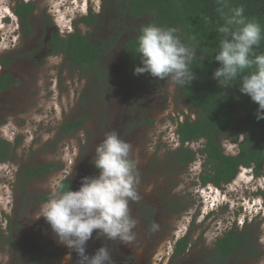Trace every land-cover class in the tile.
Here are the masks:
<instances>
[{"label": "rangeland", "instance_id": "rangeland-1", "mask_svg": "<svg viewBox=\"0 0 264 264\" xmlns=\"http://www.w3.org/2000/svg\"><path fill=\"white\" fill-rule=\"evenodd\" d=\"M27 1L0 0V76L19 82L0 93V139L15 146L0 163V229L14 242L0 244V264H76L77 253L65 262L70 250L43 218L33 216L48 198L51 178L73 169L68 179L76 191L83 177L99 174L92 163L95 148L113 131L133 146L131 156L138 161L141 199L130 202L136 238L125 245L97 238L94 231L88 255L105 246L111 264H215V242L238 229L249 242L225 264H264V169L259 178L241 169L230 184L216 188L199 181L202 156L186 166L175 164L177 126L196 115L182 98V86L136 75L125 61L123 45L145 20L122 16L124 4L115 0H32L37 11L27 30L13 13L17 3ZM88 14H94L91 26L81 21ZM75 30L93 41L117 37L97 66L106 77L87 78L62 55H49L50 35L65 37ZM78 119L83 122L79 130L61 133L62 125ZM220 142L226 155L238 153L230 137ZM201 147L202 141L185 145L192 152ZM44 164L55 169L26 179L27 168ZM183 237L188 245L173 257ZM45 251L51 259H40Z\"/></svg>", "mask_w": 264, "mask_h": 264}, {"label": "trees", "instance_id": "trees-1", "mask_svg": "<svg viewBox=\"0 0 264 264\" xmlns=\"http://www.w3.org/2000/svg\"><path fill=\"white\" fill-rule=\"evenodd\" d=\"M124 4L122 16L145 20L141 28L155 23L163 28H175L176 35L182 43L192 48L195 56L190 67L195 78L187 86H182L181 95L188 108L194 111L196 119L179 123L176 136L180 148L176 153L175 164L186 166L195 155L203 157L204 169L199 175L202 186L212 185L216 188L230 184L241 169H251L259 178L264 169V119H257L258 105L246 94L239 91V80L225 86L213 78V72L220 67L215 60L219 51V42L223 38L218 28L224 19L218 8V0H115ZM244 8V15L259 22L264 29V0H226L223 11L230 15L236 7ZM36 11L32 3L19 2L15 5L14 15L20 25L29 30L30 18ZM94 14L82 18V23L93 25ZM136 35L128 39L122 48L125 61L134 70L141 66L137 49ZM117 41L116 36L107 40L93 41L78 30L65 37L57 32L50 35L46 48L49 55H62L64 60L77 68L87 78H98L107 74L104 68L97 66L107 57ZM257 54L264 53V39L255 49ZM6 66L5 61L2 62ZM141 75H148L147 73ZM106 77V75L104 76ZM18 80L8 74L0 76V93L18 85ZM83 125L78 119L61 126V133L68 135L79 130ZM230 137L237 144L236 155H226L221 146L220 137ZM202 141L201 149L192 152L185 145ZM15 146L0 139V163L10 158ZM51 164L31 166L25 170L26 179L38 178L52 172ZM67 186V182H65ZM69 188L73 186L69 182ZM10 230V228H9ZM13 235L3 237L0 229V244L13 246ZM249 242L245 232L231 229L214 244L211 254L215 264H225L239 255ZM188 245V238L179 239L174 247V256L183 253ZM48 251L40 259H51Z\"/></svg>", "mask_w": 264, "mask_h": 264}, {"label": "clouds", "instance_id": "clouds-1", "mask_svg": "<svg viewBox=\"0 0 264 264\" xmlns=\"http://www.w3.org/2000/svg\"><path fill=\"white\" fill-rule=\"evenodd\" d=\"M225 2L218 0L224 23L218 28L223 38L214 57L220 67L213 72V78L225 86L239 80L240 93L258 105L257 119H264V53L255 52L264 39V29L244 15L242 6L226 15ZM176 32L175 28H163L155 23L143 26L136 49L141 66L135 67L134 74L147 73L179 86L189 85L195 78L190 67L195 53L182 43ZM132 147L113 131L95 148L92 163L99 171L97 176L83 177L76 191L69 188L68 178L73 169L48 182V198L35 211L33 219L43 218L58 243L70 250L65 262L72 259L71 252L75 251L76 264H111L112 257L105 246L93 255L86 253L94 231L97 238L119 240L125 245L134 242L137 220L132 216L130 202H138L141 197L137 191L138 161L131 156Z\"/></svg>", "mask_w": 264, "mask_h": 264}, {"label": "flooded vegetation", "instance_id": "flooded-vegetation-1", "mask_svg": "<svg viewBox=\"0 0 264 264\" xmlns=\"http://www.w3.org/2000/svg\"><path fill=\"white\" fill-rule=\"evenodd\" d=\"M23 1V0H22ZM25 3H32V0H29V1H27V2H25ZM32 4H34V3H32ZM37 11V10H36ZM35 11V12H36ZM14 13V12H13ZM34 14V13H33ZM17 18V17H16ZM18 19V18H17ZM19 21V20H18ZM46 47V46H45Z\"/></svg>", "mask_w": 264, "mask_h": 264}]
</instances>
